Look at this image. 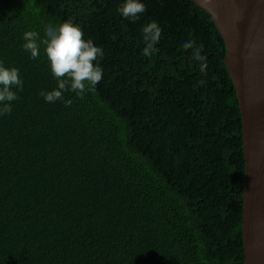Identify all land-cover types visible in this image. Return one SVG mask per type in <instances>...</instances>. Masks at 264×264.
<instances>
[{
    "label": "trees",
    "instance_id": "trees-1",
    "mask_svg": "<svg viewBox=\"0 0 264 264\" xmlns=\"http://www.w3.org/2000/svg\"><path fill=\"white\" fill-rule=\"evenodd\" d=\"M124 2L0 0V64L23 81L0 116V264L245 263L243 120L225 41L192 0H140L136 22ZM64 22L102 48L103 78L48 103L44 45L32 59L23 36ZM150 22L162 33L145 56Z\"/></svg>",
    "mask_w": 264,
    "mask_h": 264
},
{
    "label": "water",
    "instance_id": "water-1",
    "mask_svg": "<svg viewBox=\"0 0 264 264\" xmlns=\"http://www.w3.org/2000/svg\"><path fill=\"white\" fill-rule=\"evenodd\" d=\"M223 37L243 120L244 264H264V0H192Z\"/></svg>",
    "mask_w": 264,
    "mask_h": 264
},
{
    "label": "clouds",
    "instance_id": "clouds-1",
    "mask_svg": "<svg viewBox=\"0 0 264 264\" xmlns=\"http://www.w3.org/2000/svg\"><path fill=\"white\" fill-rule=\"evenodd\" d=\"M117 11L124 19L136 22L146 11V6L140 0H125ZM161 33L162 30L156 22L147 23L142 28L145 56H151L158 50L156 45L160 41ZM83 35L82 29L71 22H64L58 27L48 25L43 39L34 31L24 33L23 49L31 54L32 59H36L40 54V44H43L51 74L57 81V89L39 93L46 102L62 101L65 91H71L83 98L89 88L94 90L101 82L103 70L94 62L103 57V50L95 46L92 40L83 39ZM183 48L192 50V58L195 61L203 62L206 59L201 55L203 46H195L194 41H186ZM200 67L203 71L207 65L201 63ZM13 88L23 91L19 70L9 69L0 64V116L10 114L12 102L18 99ZM71 103L70 100L66 101L65 106L70 107Z\"/></svg>",
    "mask_w": 264,
    "mask_h": 264
}]
</instances>
